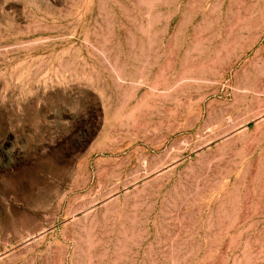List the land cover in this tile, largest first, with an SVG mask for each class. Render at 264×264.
Masks as SVG:
<instances>
[{"label":"rangeland","instance_id":"1","mask_svg":"<svg viewBox=\"0 0 264 264\" xmlns=\"http://www.w3.org/2000/svg\"><path fill=\"white\" fill-rule=\"evenodd\" d=\"M0 264H264V0H0Z\"/></svg>","mask_w":264,"mask_h":264}]
</instances>
